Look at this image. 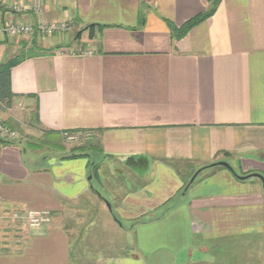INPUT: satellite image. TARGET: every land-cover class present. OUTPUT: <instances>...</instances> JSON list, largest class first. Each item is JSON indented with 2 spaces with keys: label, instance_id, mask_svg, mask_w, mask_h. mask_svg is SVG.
Here are the masks:
<instances>
[{
  "label": "crops",
  "instance_id": "0c3cea01",
  "mask_svg": "<svg viewBox=\"0 0 264 264\" xmlns=\"http://www.w3.org/2000/svg\"><path fill=\"white\" fill-rule=\"evenodd\" d=\"M36 1L0 0V18L36 21ZM41 1L45 20L71 27L34 41L0 36V62L23 44L47 51L11 67L14 101L0 103L3 121L21 135L0 144V264H69L70 228L58 218L67 208L93 211L95 203L81 201L89 192L108 207L89 178L91 155L71 156L80 151L65 145L64 130L96 132L95 172L112 159L139 176L134 187L125 178L117 202L132 218L159 209L180 193L186 172L215 161L264 175V0H221L178 39L168 21L180 27L210 0ZM27 129L68 151L28 157ZM206 170L180 207L134 230V251L91 264H264L262 181ZM27 210L48 211L50 221L13 217ZM249 239L257 240L250 248Z\"/></svg>",
  "mask_w": 264,
  "mask_h": 264
},
{
  "label": "rangeland",
  "instance_id": "374dc122",
  "mask_svg": "<svg viewBox=\"0 0 264 264\" xmlns=\"http://www.w3.org/2000/svg\"><path fill=\"white\" fill-rule=\"evenodd\" d=\"M0 36H3V35H0ZM48 36H51V35H48ZM7 38H11V37H7ZM23 38L29 39L28 41H33L31 39H33L34 37L33 38L23 37ZM29 48L30 46L27 47V44L26 45L23 44V49L25 50L24 53H27V50ZM21 52L22 50L18 54H21ZM19 108L21 107H17V109ZM0 114H1L0 118L3 121L4 114L2 112H0ZM74 130H78V129H74ZM17 133L19 134V132ZM30 133H34L36 135L34 131H31L28 129L23 130L21 133L22 135L25 136L24 146L28 150L27 156L30 158L34 154L33 149L36 150V153H38V155H42V157L48 155L49 151H52L54 154H56V152H59V151H65V150L68 151V147L67 148L64 146L61 147L59 145V147L53 148L50 145L45 144L43 140L35 141V139L31 137L34 134H30ZM19 136L21 135L19 134ZM3 138L4 137L0 135V139H3ZM16 138L17 136L12 139H16ZM29 141L30 142L35 141V143L33 144L28 143ZM63 142L65 143L66 146L80 145L79 142L69 143L64 138H63ZM91 159L92 161H95V160L97 161L96 155L91 154ZM232 164H234L236 166V169L241 172L240 168L237 167V164L235 162H233ZM103 165H104V168H102V170L100 171L101 174L99 173V171L92 172L91 170L89 174L90 175L89 178L90 177L92 178L90 181L95 191H97L100 194L101 198H104L106 201H108L111 204V208L105 207V205L103 204L104 201L103 202L100 201L95 194H92V192H89L90 194L84 195L81 201L95 203L94 206L95 207L98 206L99 207L98 210H96V208L94 207L93 211L85 210L84 212H81V210H78V211L69 210L68 211V208H67L65 213L63 212V217L61 216V218H58L59 221L65 220V223H67V225L70 228V247L72 251L71 252L72 257L70 258L69 264H87V261H89V264H91L92 261L94 262L93 257L97 255L101 256L102 254L105 256H110V255H115V256L122 255L123 256L125 254H129L128 252L134 251L135 243H136L135 242L136 232H134V230H136L137 227H142V224L151 222V221H148V222L143 223V222H139L138 219L142 217L143 218L151 217L154 214L160 213L167 206H173L172 210L180 207V202L183 200L184 194L186 193V190H187V188H185V192L182 193V189H183L182 188L180 190V193L174 196L173 200H171L168 203H165L159 209H156L155 211H152L149 213H144L138 216L137 218H132V216L135 214L134 211L133 210L129 212L119 211L117 202H119L118 200L121 199L122 191H124L123 189H125L124 188V185L126 184L125 178L130 179V185L134 187L136 184L141 183L140 180L138 179L139 176L135 174L132 170H130L124 163H121L119 160L115 161V160L109 159V160L104 161ZM178 165L181 168L184 167V164L182 163H179ZM114 166L115 168L117 167L123 168L124 170L123 173H120L117 170H113ZM217 168L228 170V168L224 166H212V167H207L205 169H207L206 171L208 174L213 169H217ZM183 169L180 170L182 173L185 172ZM196 172L192 173L191 175L189 172H186L185 178H186V182L188 186L196 182L198 175L195 177L193 181H191L192 177L194 176ZM96 173L99 175L98 177ZM203 175H201V177H203ZM247 180L260 181V179L257 177H251L249 179H246L245 181ZM144 200L146 199L142 198V201ZM149 200L151 203H154L156 201V199L154 198L152 199L150 198ZM146 202H148V200ZM30 211L32 210H29V211L27 210L25 211V213L21 214L28 221L29 225H31L28 220L30 219L29 218ZM112 215H114L115 217H113ZM165 215H163L162 217H164ZM14 217L20 218V215L14 216ZM31 226H38V225L32 224ZM256 241L257 240L255 239L253 240L249 239V241L247 242V244H249V248L251 247V245L255 244L253 242H256ZM258 241H259V238H258ZM233 244H234V247L237 246L235 242H233ZM257 246H260V244L257 243ZM242 249L243 250L246 249L245 242H244V247ZM145 264H150V263L148 260H146Z\"/></svg>",
  "mask_w": 264,
  "mask_h": 264
},
{
  "label": "built area",
  "instance_id": "2783aa9c",
  "mask_svg": "<svg viewBox=\"0 0 264 264\" xmlns=\"http://www.w3.org/2000/svg\"><path fill=\"white\" fill-rule=\"evenodd\" d=\"M10 8L15 11H21V7L17 4L11 5ZM42 1L37 0L34 4L33 10L37 17L36 21L24 20H2L0 18V35L7 37L21 36L25 38H33L36 34L43 36L53 35L55 33L65 32L71 27V23L64 22H50L42 17ZM0 135L6 139H12L17 136V132L11 129L0 118ZM63 138L69 143H80L93 139L96 136L94 130L91 129H78V130H64L62 132ZM23 217L19 213H14V216ZM16 218V217H15ZM24 218V217H23ZM30 224L42 225L50 221V213L48 211H30L29 212Z\"/></svg>",
  "mask_w": 264,
  "mask_h": 264
},
{
  "label": "trees",
  "instance_id": "16d2710c",
  "mask_svg": "<svg viewBox=\"0 0 264 264\" xmlns=\"http://www.w3.org/2000/svg\"><path fill=\"white\" fill-rule=\"evenodd\" d=\"M220 1L221 0H210V4H209L210 6L208 7V9H206L204 12L196 15L195 17L189 19L187 22H185L180 27L176 26L172 21H168L170 29H171V33L174 36V38L178 39V38L183 37L185 34H187V32L190 30V28H192L193 26H195L196 24H198L199 22H201L205 18L209 17L215 11V8ZM143 20H144V18H142V21ZM91 26H93V25H91ZM24 52H25V50L23 49L21 54H18L15 57H13L7 61L0 62V103L6 107L12 106L13 101H14V97H15V94L12 92L11 82H10L11 67L14 64L21 62L27 56L43 54L47 51L44 49H40V48L36 47L33 43L30 46V48L27 50V53H24ZM16 143H17L16 139L3 138L0 140V144H5V145L6 144L11 145V144H16ZM77 149L80 152H76ZM97 149H98V145H97L96 136H95L93 139H89L87 141L80 142V145L74 146V152H76V153H74L71 156H81V155L88 156L91 154H95ZM90 165L92 166V168H91L92 172H95L94 167L97 165V163H94L92 161V162H90ZM207 167L208 166L202 167L201 170H203ZM186 186H187V182L185 183V185L182 189V193L185 192ZM171 200H173V198ZM170 201H168V202H170ZM172 207L173 206H167L162 212L154 214L151 217H147V218L142 217V218L138 219V221L144 223V222H148V221L157 220V219L161 218L163 215H165L167 212L171 211Z\"/></svg>",
  "mask_w": 264,
  "mask_h": 264
},
{
  "label": "water",
  "instance_id": "95a60500",
  "mask_svg": "<svg viewBox=\"0 0 264 264\" xmlns=\"http://www.w3.org/2000/svg\"><path fill=\"white\" fill-rule=\"evenodd\" d=\"M1 140V139H0ZM208 167H212V166H224V167H227L228 169H230L231 171H233L235 173V175L239 178V179H242V180H246V179H249L251 177H257L259 178L262 183H263V186H264V175L261 174V173H258V172H253V173H249V174H246V175H240L238 174L233 166L228 162V161H225V160H219V161H215L213 163H211L210 165H207ZM202 168H200L195 174L194 176L192 177L191 181H193L195 179V177L198 175V173L201 171ZM91 178V177H90ZM186 188H188V185L186 186ZM106 201V200H105ZM107 205L109 208H111V204L106 201Z\"/></svg>",
  "mask_w": 264,
  "mask_h": 264
}]
</instances>
